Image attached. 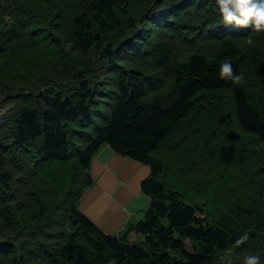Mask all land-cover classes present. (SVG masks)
I'll return each mask as SVG.
<instances>
[{
    "label": "trees",
    "instance_id": "16d2710c",
    "mask_svg": "<svg viewBox=\"0 0 264 264\" xmlns=\"http://www.w3.org/2000/svg\"><path fill=\"white\" fill-rule=\"evenodd\" d=\"M0 91V264H264V33L215 0H0ZM105 145L152 169L121 235L79 208Z\"/></svg>",
    "mask_w": 264,
    "mask_h": 264
},
{
    "label": "crops",
    "instance_id": "0c3cea01",
    "mask_svg": "<svg viewBox=\"0 0 264 264\" xmlns=\"http://www.w3.org/2000/svg\"><path fill=\"white\" fill-rule=\"evenodd\" d=\"M151 171L149 164L103 146L92 160L94 183L83 193L80 210L106 233L121 235L145 217L151 197L143 191L142 182Z\"/></svg>",
    "mask_w": 264,
    "mask_h": 264
},
{
    "label": "clouds",
    "instance_id": "9594fccd",
    "mask_svg": "<svg viewBox=\"0 0 264 264\" xmlns=\"http://www.w3.org/2000/svg\"><path fill=\"white\" fill-rule=\"evenodd\" d=\"M219 15L226 26L235 25L240 28H251L257 33H264V0H215ZM248 45L253 44L252 39L247 40ZM220 79L239 84L243 74L236 73L230 62L220 65ZM243 264H261V257L248 255L244 257Z\"/></svg>",
    "mask_w": 264,
    "mask_h": 264
},
{
    "label": "rangeland",
    "instance_id": "374dc122",
    "mask_svg": "<svg viewBox=\"0 0 264 264\" xmlns=\"http://www.w3.org/2000/svg\"><path fill=\"white\" fill-rule=\"evenodd\" d=\"M9 98L10 97H5L3 94H1V91H0V116H2V115L5 114L6 109H8L12 105H14L13 101H9ZM168 145H170V144H168ZM222 157H219V159H220L219 162L221 163V168H222V170H221L222 177L219 178L217 176L218 178L216 177V179H214V180H215V183H217V182L219 183V180L220 181H223L224 182V191L226 189L227 193L229 194V193H233V190L231 189L230 184L227 185V181L229 179H238L237 177L234 176V174L237 173V170L235 169L237 167L234 166L233 164L232 165H228L227 162L226 163L224 162L226 160L224 158H222ZM254 179H257V177H254ZM237 192H235V194ZM233 255L234 254H233V251L232 250L231 251H227L226 253H223L221 255V261L222 260H227V259H228V261H229V259L232 261L234 259Z\"/></svg>",
    "mask_w": 264,
    "mask_h": 264
}]
</instances>
